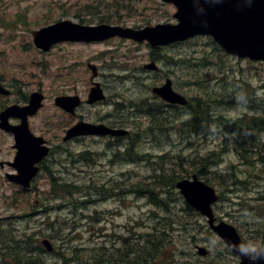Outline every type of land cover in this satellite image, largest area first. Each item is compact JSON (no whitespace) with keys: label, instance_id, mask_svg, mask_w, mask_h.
Returning <instances> with one entry per match:
<instances>
[{"label":"rangeland","instance_id":"374dc122","mask_svg":"<svg viewBox=\"0 0 264 264\" xmlns=\"http://www.w3.org/2000/svg\"><path fill=\"white\" fill-rule=\"evenodd\" d=\"M174 12V7L162 0H0V76L5 85L18 95L23 91L31 93L35 90L43 93V106L31 120L30 129L52 146L51 153L42 163L46 169L32 183L28 194L5 179L6 173L13 172L12 168L6 165L0 168V239L4 234L19 239L20 235L17 234L28 233L29 240L40 241L41 237L31 234L41 233L50 239L55 249L50 255L43 254L41 264H62L67 262V258L75 257L89 264L87 259L91 250L100 246L107 249L121 248L120 236L127 237L130 245L134 246L138 244V235L154 233L152 226L155 225L156 228H164V234L160 237L164 248L154 255L155 262L238 264L232 255L225 252L224 244L207 227L204 218L193 211H184L186 206L175 189H165L168 192L164 195L168 203L167 211L156 209L154 203L140 198L135 192L133 185L137 181L139 183V179L149 176L153 170L165 169V178L172 173L177 175L178 172L186 177L185 170L187 173L198 170L196 162L200 166L208 164L211 173L218 176L211 177L208 174L210 185L221 199L213 207L214 214L236 227L244 240L246 236L264 237V224L257 223L258 215L246 210L248 203H256L254 199L264 200L258 193H263L264 175L255 177L236 168L243 161L239 153L241 156L255 157L264 171V149L256 143L259 137L257 130L253 131V142L240 144L236 149H233L232 143L229 144L231 135L223 140L217 134L210 138L211 144L196 149L195 136H184L182 139L178 134L181 129L178 123L176 131H163L168 136L164 146L157 147L159 139L155 143L157 148L150 150L154 156L164 152L166 154L161 157L163 160L156 161L157 165L152 163L151 158L135 165L126 164L129 168L133 167L131 172L134 180L121 174V171H128L126 166L120 168L122 164H117L114 170L104 167L108 170V178L120 175L114 180H121L120 185L103 182L105 172L91 165L97 162L102 150L93 140L69 143L64 149L59 148L63 130L79 120L96 122L105 118V114L117 120H141L142 116L133 119L137 111L144 107L140 100L154 107L157 100L153 99L150 89L166 78L172 80L175 90L185 94L190 100V106H193L184 114L187 123L202 122L203 112L207 118L221 115L223 121L235 120L234 125L240 128L246 114H264V63L237 59L224 53L220 58L213 54L209 38L199 37L170 46L165 52L174 58L173 62L177 66L155 61L157 71L144 68L153 62L151 58L156 59L154 55L150 56L145 43L117 38L93 44L62 43L49 53H42L33 45L34 31L60 20L84 25L109 23L143 28L175 23L172 18ZM206 54L208 56L205 59ZM86 63H92L98 68L99 77L96 81L104 91L105 102L84 104L75 116L58 112L53 100L59 95H78L83 100L87 98L92 85ZM241 90L247 94L245 111L240 112L235 119H229L225 113L237 108L235 94ZM204 100H208L206 105L199 103ZM10 102L0 97V108ZM115 104L120 105L122 110H117ZM146 124L144 120L140 124L142 133L138 143L141 150L148 148L144 145V138L149 132ZM220 128V120L216 119L212 130L215 133ZM196 138L199 140V137ZM259 139L264 141V134ZM12 145V138L0 131V161H12L15 154ZM215 147L219 150V156L213 149ZM86 150L99 156L78 155ZM200 156H205L206 160ZM82 159L85 161L82 162ZM165 160L168 162L163 165ZM188 174L187 178H190L193 173ZM51 175L61 184L72 185L69 193H53L59 190L57 187L51 190ZM219 176L225 179V188ZM118 186L122 188L117 189ZM38 204L49 206L51 211L55 208L50 213L48 227L40 224L41 220L36 216L27 218L31 208L34 209ZM257 232L261 233L253 235ZM195 237L205 241L200 244L209 248L211 255L204 258L196 254ZM30 248L33 250L30 255L39 251L36 246ZM77 248L84 251L74 253ZM111 254L109 262L101 264H117V251L113 249ZM101 258L108 260L104 255ZM126 260L130 261L127 257Z\"/></svg>","mask_w":264,"mask_h":264},{"label":"water","instance_id":"95a60500","mask_svg":"<svg viewBox=\"0 0 264 264\" xmlns=\"http://www.w3.org/2000/svg\"><path fill=\"white\" fill-rule=\"evenodd\" d=\"M176 7L174 18L176 24H157L153 27L134 30L118 26L98 25L83 26L70 21H61L52 26L42 28L34 33L36 46L49 50L51 45L60 41H102L115 36L129 38L138 42L146 40L150 46H166L176 42H183L195 36L211 37L227 54L237 58H247L264 62V0H164ZM154 68V65L148 66ZM93 70V75L96 73ZM157 96L171 104L186 103L185 98L172 89L169 79L164 84L152 90ZM103 99L102 91L98 84L91 90L89 103ZM42 96L35 94L26 107H12L1 116L0 127L11 131L15 138L17 153L11 164L16 170V175H8V179L30 186V180L35 176L38 162L47 152L41 144V138H35L28 130L26 117L33 115L40 107ZM79 104L78 98H58L56 105L72 112ZM16 116L21 118V124L10 126L7 118ZM125 130H111L104 125L93 126L79 123L70 129L67 138L81 134L98 135H124ZM176 188L184 201L208 219L211 229L222 238L228 247L239 254L233 247L241 243V238L235 228L223 221L214 224L215 218L211 204L217 200L215 190L200 181L195 175L191 179H182L176 183ZM47 250L52 247L48 241H43ZM200 254L204 250L200 249ZM241 257L240 264H252L245 256ZM256 264H264V259Z\"/></svg>","mask_w":264,"mask_h":264},{"label":"trees","instance_id":"16d2710c","mask_svg":"<svg viewBox=\"0 0 264 264\" xmlns=\"http://www.w3.org/2000/svg\"><path fill=\"white\" fill-rule=\"evenodd\" d=\"M213 54L219 56L220 58L223 56L220 53V49L216 45L213 46ZM207 56L208 55L206 54L204 58L206 59ZM163 58L164 57H162V59ZM202 104H205V102H202ZM141 105L144 106L143 108H147L148 110L147 112L149 113V116L152 119H154V121L160 120L158 119V117L163 116V113L157 114L155 112L154 113L150 112L149 111L150 107H148L149 105L145 101H142ZM194 113H197L196 110H194ZM201 116L203 119V123H206L207 115L206 114L204 115V113H202ZM256 120L257 119H252L251 121L248 122V126H250L251 130L253 129V126L255 125ZM185 171L186 172L184 173L188 175L187 170ZM192 172L196 173L195 170ZM182 177H184V174H180L178 172L177 175L174 173L169 175L167 177L168 180L161 184L152 183L153 181H150V183H140L137 185V192L139 193V195H146L149 201L151 202L154 201L153 203H155L154 205L156 207L162 209V207L160 206L163 205L164 209L167 211L168 208H166L164 205L166 201V198L164 195H166L168 192H165V189L167 187H171V189H174V184L176 182V179H179ZM203 179L205 180L206 183L211 184L208 177H204ZM221 179L223 180V182L221 181V185L223 183L224 184L223 188H225L226 181L225 179H223V177H221ZM56 187L59 190L57 191L58 194L60 193L62 194V193H69V189L72 187V185L59 184ZM177 196L179 197L178 194ZM262 214L264 216V211L262 212ZM257 223L264 224V218L258 217ZM152 227H154V233L151 234V233L145 232V233L138 235V244H137V250H136V257H135L136 262H140V263L141 262H153L155 259L154 255L160 252L164 248L162 247V243L160 242V237L164 234V228L159 229V228H156L155 225ZM260 233L261 232H257L254 234H260ZM262 233H264V231ZM31 235L32 236L37 235L39 237L42 236V235H38L35 233ZM29 238L30 237L28 236V234H26L24 238H19V239L16 236L4 235L0 239V264H41V262H43V254H45V252L39 244L40 241L37 239L29 240ZM261 240H264V237H262ZM31 246L32 247L36 246L38 248L39 251L37 252V254L30 255V253H32L33 251L30 248ZM126 247H127V244L124 243V246L121 249L117 250V252L118 251L120 252V256L117 259V262L120 264H126V255L127 253L130 252V249H128V252L124 251ZM102 251H103L102 248H98L96 250H92L88 252L89 259H87V262L89 264H101V262H104L105 259L101 258V255L103 254ZM76 252L77 250H74V253ZM77 258L78 257H75V259L67 258V262H63L62 264H68V263L84 264L82 261H79V258L78 259Z\"/></svg>","mask_w":264,"mask_h":264},{"label":"flooded vegetation","instance_id":"af4514ba","mask_svg":"<svg viewBox=\"0 0 264 264\" xmlns=\"http://www.w3.org/2000/svg\"><path fill=\"white\" fill-rule=\"evenodd\" d=\"M30 94L31 93L27 92V91L23 92V93L20 92V96H19L20 98L18 99V95L16 93V102L15 103H20L22 105L28 104L29 98H30ZM11 95H13V91H11ZM11 95H9V96H11ZM183 109H184V113H185L186 112V107H184ZM56 110L58 112H60V113L65 114V112L63 110L59 109V108H56ZM34 117H29L28 118L29 125L32 122L31 120ZM12 122L13 123H17V120L13 119ZM97 122L105 123L108 127L112 128V129H117V128H120V126H122V122L121 121H112V119L110 117H105V118H103L102 121H100V119H99L95 123H97ZM141 122L142 121H140L139 123L141 124ZM74 123H71L70 126H68L67 128L73 126ZM139 123H138V125H140ZM260 123L261 124L264 123V121H262V116H261ZM67 128H65L63 130V137L59 141L60 144H61L60 147H59L60 149H64V147L69 145V143H74L75 142V140H70V141L69 140H64V136H65V132H66ZM156 129L157 128L154 125H152V124H150V126H148V128H147V130L149 131V135L145 136L144 145L146 147H148V150L152 148L153 143H154L155 139L157 138L156 136L160 135V133ZM258 129H259V131H264V124L260 125V127ZM236 130H238V128L234 125V120H227V124L221 130H216L215 134L219 135L222 131H227V132H229L228 135H232L233 132L235 133ZM141 133L142 132H137V134H136V139L137 140H139V138H140L139 135ZM236 133H238L237 137H241L242 134H240L238 131H236ZM210 134L213 135L214 132L213 131L208 132V135L205 136V137L206 138L209 137ZM262 134H264V133H260V134H258V136H261ZM196 136L199 137V140L197 142L198 146L202 147L203 138H204L202 132L199 130L198 134ZM213 137H211V138H213ZM123 138L124 137H117V136L116 137L107 136V137H99V138H88L89 140H93L99 146H102L103 149H104L102 151V153H101V156L103 157V159L98 158L97 162L94 163V164H95V166H97L99 168V170L102 169L103 171H105V176L108 175V170H106L104 167L114 170L115 166L117 164H121V160L123 159V155L128 154L129 151L137 153V151L141 150V148L139 147L138 141H135L134 145H136V147H134V148L133 147L132 148H126L125 146H123V142H124ZM225 138H227V137H225ZM49 145H51V144H49ZM51 148H52V146H51ZM50 151H51V149H50ZM86 152H88L90 154H93L90 151H86ZM95 155H97V154H94V156ZM101 160H103V161H101ZM125 161H130V162L136 163V159H126ZM118 176H120V175L117 174V176H114V177H111V178H108L107 176L103 177V182H105V183L109 182L111 184V183L114 182V180L117 179L116 177H118ZM131 179L134 180L133 177H131ZM120 182H121V180L119 182L115 181L114 184H119Z\"/></svg>","mask_w":264,"mask_h":264},{"label":"clouds","instance_id":"9594fccd","mask_svg":"<svg viewBox=\"0 0 264 264\" xmlns=\"http://www.w3.org/2000/svg\"><path fill=\"white\" fill-rule=\"evenodd\" d=\"M246 95L243 90L236 92L237 108L230 109L225 113L229 119H235L240 112L245 111V106L248 103L245 99ZM233 247L240 255L247 257L252 264H256L258 260L264 259V240L246 236L244 243L233 245Z\"/></svg>","mask_w":264,"mask_h":264},{"label":"bare ground","instance_id":"6f19581e","mask_svg":"<svg viewBox=\"0 0 264 264\" xmlns=\"http://www.w3.org/2000/svg\"><path fill=\"white\" fill-rule=\"evenodd\" d=\"M214 88H215V87H214ZM226 98H227V97H226ZM226 101H227V100H226ZM207 103H208V102H207ZM210 103H211V102H210ZM192 104H193V103H192ZM205 105H206V104H205ZM195 107H196V106H195ZM195 107H194V108H195ZM198 108H199V106H198ZM198 108H197V109H198ZM204 110H206V109H204ZM204 110H203V111H204ZM191 111H192V110H191ZM202 113H203V112H202ZM202 113H201V114H202ZM242 119H243V118H242ZM236 121H237V120H236ZM232 122H233V121H232ZM241 122H242V121H241ZM241 122H240V123H241Z\"/></svg>","mask_w":264,"mask_h":264}]
</instances>
